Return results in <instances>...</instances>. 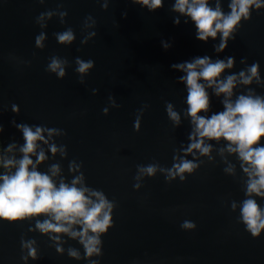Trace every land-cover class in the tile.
<instances>
[{
    "label": "water",
    "instance_id": "obj_1",
    "mask_svg": "<svg viewBox=\"0 0 264 264\" xmlns=\"http://www.w3.org/2000/svg\"><path fill=\"white\" fill-rule=\"evenodd\" d=\"M217 2L225 14L231 11V0H208L213 8ZM259 2L262 6L253 5L249 18L236 26L227 48L217 52L221 34L207 42L198 40L191 18L172 10L175 0H162V7L154 11L132 0H0L1 156L21 158L24 140L17 124L33 130L55 128L60 134L49 144L37 142L46 159L36 170L51 175V166L58 165L60 172L53 177L57 186L61 180L71 184L82 174L77 187L101 192L113 205V226L101 234L99 256H86L79 237L41 233L36 222L48 216L0 220V264H264V230L253 238L240 220L242 202L249 197L248 176L238 156L227 152L223 139L205 140L212 145L211 159L198 152L185 156L182 150L190 143L193 125L187 115V87L180 80L185 73L172 67L196 57L208 56L213 62L232 57L234 65L225 69L223 78L258 63L261 82L238 81L232 99L249 90L264 96V0ZM49 12L50 17L38 20ZM69 28L75 40L60 44L55 34ZM41 33L42 48L35 43ZM91 33L95 35L88 38ZM54 55L68 61L63 79L45 71ZM77 57L95 63L83 84L75 72ZM206 91L210 106L200 115L223 111L224 96ZM110 95L121 107L112 106ZM169 103L180 116L179 126L167 115ZM14 104L18 114L12 111ZM44 136L49 139L47 132ZM10 144L16 145L12 153L6 151ZM50 144L63 146L65 154L53 155ZM261 145L264 138L257 146ZM174 156L200 166L185 173L183 182L179 177L166 180L167 173L159 169L152 177L138 170L149 164L171 168ZM31 158L35 163L36 157ZM229 166H234V173L224 171ZM5 171L0 168V174ZM250 198L264 209V197ZM186 220L196 228L183 230ZM72 227L80 230L79 225ZM22 241H34L35 259ZM70 250L78 252L79 259L70 256Z\"/></svg>",
    "mask_w": 264,
    "mask_h": 264
},
{
    "label": "clouds",
    "instance_id": "obj_2",
    "mask_svg": "<svg viewBox=\"0 0 264 264\" xmlns=\"http://www.w3.org/2000/svg\"><path fill=\"white\" fill-rule=\"evenodd\" d=\"M133 4L147 7L149 11H154L162 7V0H132ZM255 5L260 8L262 5L259 0H231L229 8L231 11L225 14L221 11L219 2L215 8L210 7L208 0H175L172 10L181 15L190 17L197 29L196 38L207 42L208 38L215 39L217 34H221V39L217 52H223L227 48V42L232 36L236 26L241 19L249 18V9ZM104 7H107L105 4ZM67 13H61L66 15ZM51 13H41L39 19ZM126 16L127 14L124 13ZM174 23L179 24V19ZM95 33H91L94 36ZM56 39L60 44H71L75 40V35L71 28L64 32L56 33ZM44 34L41 33L36 38V46L42 48ZM86 43L87 39L81 41ZM168 47L167 44L164 45ZM67 59L58 56L50 57L45 71L55 74L58 79L66 76ZM75 72L78 74L79 83H84V77L90 73L95 66L93 60L87 61L77 57L75 59ZM234 65V58L229 57L227 61L216 60L213 62L210 57H196L191 62L175 64L172 67L185 73L180 80L187 87V115L191 117L193 130L189 135L190 143L184 151L185 156L198 152L201 156H209L212 151L211 144H205V140L227 142L226 150L229 154H236L241 161V168L248 176L246 181L245 195L249 198L242 202L240 208V220L245 225V230L253 238H258L264 230V209L252 197H264V145H260L264 138V96L256 95L249 90L247 95H239L235 100L233 89L237 82L250 85L255 79L261 82L259 75V64L253 63L246 71L238 74H231L221 78L225 69H231ZM203 81L204 83H201ZM212 89L216 96H224L222 100L224 110L213 113L211 116H202L201 112H207L210 106L209 94L206 89ZM98 90L93 89V92ZM109 102L113 107H121L115 103L110 95ZM12 111L19 113L18 105H12ZM168 117L179 126L180 116L173 111V106L166 105ZM107 114V108L103 109ZM16 127L22 132L24 143L19 151L22 154L17 160L15 156H0V168L6 171L0 174V220L16 222L34 216H48L43 222L37 221L36 228L41 233L67 234L73 239L79 237L80 243L84 246L85 254L91 257L93 254L101 255V248L97 247L102 243L101 234L107 233L112 225L113 205L98 191H90L86 187H77L83 181V175L77 176L71 184L63 180L59 185L54 182L53 177L60 172L58 165H52L49 169L51 175L37 171V165L46 159L45 153L41 148L38 151V141L49 144L53 135H59V130L47 129L36 126L35 130L26 124H17ZM134 130H140L139 117L134 121ZM3 127L0 126V132ZM47 132L49 139H45L44 133ZM15 144L7 146L6 151L12 153ZM50 152L55 155L60 151L65 154L64 147L59 149L55 144L49 145ZM224 149L220 150L223 155ZM32 156L36 157L35 163ZM174 163L171 168H160L157 164L138 166L142 174L152 177L159 169L166 172V180L171 181L179 177L180 181H185V173L192 174L199 168V164L194 160L185 159L180 156L173 157ZM178 161V162H175ZM74 165H70V169ZM15 169L14 171H12ZM31 169V170H30ZM225 172L234 173V166L224 169ZM138 187V186H134ZM87 193V195H86ZM91 197H95V200ZM235 210L236 204L232 203ZM74 225H79L80 230L74 231ZM183 230H194L196 224L192 221H184L181 224ZM93 235H89V233ZM59 239V236L53 237ZM33 242L25 243L22 246L28 249V254L33 259L36 258V251L32 247ZM62 251V249H57ZM69 255L79 259V253L70 250ZM27 260V257H24ZM92 264H97L93 261Z\"/></svg>",
    "mask_w": 264,
    "mask_h": 264
},
{
    "label": "built area",
    "instance_id": "obj_3",
    "mask_svg": "<svg viewBox=\"0 0 264 264\" xmlns=\"http://www.w3.org/2000/svg\"><path fill=\"white\" fill-rule=\"evenodd\" d=\"M1 153H2V148H1V142H0V156H1Z\"/></svg>",
    "mask_w": 264,
    "mask_h": 264
}]
</instances>
